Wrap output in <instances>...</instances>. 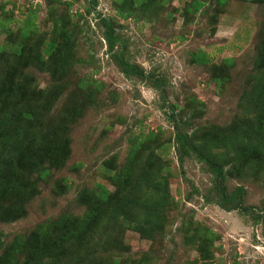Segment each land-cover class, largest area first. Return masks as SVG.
<instances>
[{
    "label": "rangeland",
    "instance_id": "rangeland-1",
    "mask_svg": "<svg viewBox=\"0 0 264 264\" xmlns=\"http://www.w3.org/2000/svg\"><path fill=\"white\" fill-rule=\"evenodd\" d=\"M96 1L94 9L92 0H0V47L11 42L20 51L0 55V78L16 82L0 88V127L11 132L22 112L33 111L45 131L70 143L48 178L23 172L20 196L0 195V264L18 247V264H137L144 256L152 264H264V153L238 157L229 147L243 134L264 133V0H149L128 17L117 0ZM103 20L119 38L112 52ZM67 44L73 55L65 62ZM118 55L162 83L127 78ZM178 130L209 150L226 171L229 193L243 188L252 212L218 204L216 174L191 150L179 151ZM136 144L135 167L115 184L106 171L122 175ZM167 167L163 236L144 240L109 221L86 220L90 210L100 215L102 188L119 199L136 196L145 172ZM60 219L61 229L41 238L40 228ZM199 228L218 237L206 260L190 244Z\"/></svg>",
    "mask_w": 264,
    "mask_h": 264
},
{
    "label": "trees",
    "instance_id": "trees-1",
    "mask_svg": "<svg viewBox=\"0 0 264 264\" xmlns=\"http://www.w3.org/2000/svg\"><path fill=\"white\" fill-rule=\"evenodd\" d=\"M146 1L149 0H117L118 6L125 8L131 6L133 8V11H130L128 14H125V8H119L121 9L120 15L123 17H128L130 14L132 15L135 11L137 12L140 7L146 4ZM92 2L94 9H96L98 5L97 1L92 0ZM9 23H11V21ZM103 27L106 30L105 35L109 44L110 52H112L116 49L119 38L117 37L116 30L110 21L103 20ZM3 31L8 33L9 37L14 34V28L8 30L4 27ZM28 31L29 29H26L23 36L26 37ZM66 43L67 40L65 41V44ZM54 45L55 42L51 44V47L46 49L47 54H52L53 49H55ZM68 46L69 45L67 44V47L66 45L62 47V57L65 55V62H68L73 55V48H69ZM17 49L16 45L14 46L11 42L6 43L4 47H0V55L6 53L19 56L20 51ZM59 49L60 48L57 50L60 51ZM199 58L201 59L200 61L206 63L210 61L207 57H204V55H200ZM115 60L122 74L127 78H151L153 80L158 79V82L162 83V79L148 74L144 69L137 65L129 63L124 59L123 55L115 56ZM13 80L14 77L10 78L9 76L0 78V88H13L16 84ZM3 84L4 86H2ZM169 109L171 111L172 122L176 123L177 109L175 106L171 105H169ZM15 121L17 123L14 126L12 125L11 132L0 127V130L2 129L3 132V134L0 135V195L2 197H6L9 194H14L15 197L21 195L22 190L20 185L22 186V184H20V182L24 178L23 172H35L39 174L41 180H45L50 176L52 170L62 167L65 160H67L70 155V143L59 141L57 135L45 131V129L42 128L41 121L36 112H22ZM241 136H244L245 138L237 139L233 142L232 146H229L232 148L231 151L235 152V156L241 157L249 152L264 153V133H255L252 135V133L249 132L248 136L244 134ZM176 138L180 152L191 150L196 154L200 161L206 163L210 170L216 174L218 180L217 190L219 194L218 204L221 205L223 209L230 212L238 211L242 214H249L252 212L251 210L254 208L245 206L246 193L243 188H237L233 193H229L226 185V171L223 167L219 166L218 160L212 158L206 147L204 148L207 150V153H205L204 150L200 151V148L198 149L194 143H192L191 137L187 132H181L178 130ZM136 149H138V144H136L135 148L130 152L127 165L123 169L124 172H121L122 175H113L111 170L106 171L108 174L112 175L115 184H120V180L125 179V174L128 172V174H130V171L135 167L138 154ZM168 168L169 167L165 170L164 168L160 170H151L150 174L145 172L142 175V179L137 183L139 185V191H137L136 196L129 195V191L123 198L119 199L116 195L102 188L99 193V202L96 205V208L100 207L103 209L100 215L98 212L90 210L87 213L86 220L91 224L96 225H102L105 221H109L110 225L115 226V229L118 227V229L133 230L144 240L154 241L157 237L163 236L167 227V212L168 209L171 208V197L168 191V186L169 179L172 178V173H165ZM163 170L164 175L161 174ZM146 180L153 183V185L145 186L146 183L144 181ZM23 188L26 189V187ZM259 214L260 221L264 226V210ZM92 217H95L96 219L92 221ZM61 222L62 219L55 223H48L43 229L41 227L38 232L41 238L52 234L54 228L61 229ZM87 231L89 232V230L84 231V229H82L79 233L83 234V237H85ZM202 231V228L193 231L190 238V244L197 245V250L202 254L204 260H206L209 257L210 251L214 248L215 241L218 237L210 232L203 236L202 233L204 231ZM3 246L2 235L0 234V251ZM17 252H22L20 247L11 251L8 259L10 261L9 264H18L14 260V256ZM137 264H152L151 258L149 256H144L140 263Z\"/></svg>",
    "mask_w": 264,
    "mask_h": 264
}]
</instances>
